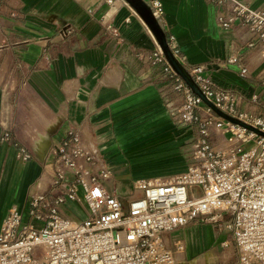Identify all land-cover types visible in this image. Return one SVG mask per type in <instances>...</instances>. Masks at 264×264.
I'll return each instance as SVG.
<instances>
[{
  "label": "crops",
  "instance_id": "obj_1",
  "mask_svg": "<svg viewBox=\"0 0 264 264\" xmlns=\"http://www.w3.org/2000/svg\"><path fill=\"white\" fill-rule=\"evenodd\" d=\"M161 1L168 38L174 36L186 67L203 66L219 86L244 96L243 109L263 113L264 58L247 46L251 31L222 26L226 4ZM245 1L264 10V0ZM158 47L123 0H0V137L9 129L33 153L23 163L17 146L0 139V228L11 207L26 211L29 193L47 184L51 149L71 127L88 123L86 133L111 170L106 184L125 203L135 180L188 169L197 127L179 121L175 79L151 57ZM234 54L249 76L227 64ZM62 213L85 216L75 202ZM221 235L213 224L196 221L166 238L173 249L183 243L175 250L179 264H212L223 258Z\"/></svg>",
  "mask_w": 264,
  "mask_h": 264
},
{
  "label": "built area",
  "instance_id": "obj_2",
  "mask_svg": "<svg viewBox=\"0 0 264 264\" xmlns=\"http://www.w3.org/2000/svg\"><path fill=\"white\" fill-rule=\"evenodd\" d=\"M146 1L162 21V1ZM212 1L227 5L222 26L247 27L252 33L247 46L264 58V10L245 0ZM168 39L182 61L174 36ZM151 57L175 79L182 97L179 121L197 127L188 169L166 179L135 180L125 203L106 184L111 170L86 133L88 123L69 128L51 149L47 184L29 193L26 211L9 209L0 228V264H179L175 250L184 245L171 248L166 234L196 221L226 233L221 246L231 249L232 264H264V135L218 115L172 69L160 47ZM227 64L250 75L237 54ZM190 71L217 107L264 132V112L243 109L240 92L219 86L203 66ZM252 101L259 105L256 95ZM0 139L17 146L21 162L33 158L11 130H3ZM68 202L77 203L84 218L65 216Z\"/></svg>",
  "mask_w": 264,
  "mask_h": 264
},
{
  "label": "water",
  "instance_id": "obj_3",
  "mask_svg": "<svg viewBox=\"0 0 264 264\" xmlns=\"http://www.w3.org/2000/svg\"><path fill=\"white\" fill-rule=\"evenodd\" d=\"M142 18L147 27L154 35L160 49L162 50L167 62L172 69L186 82L192 91L198 95L209 107H211L218 115L228 121L240 124L250 130H254L264 135V132L252 125L238 119L237 117L225 112L215 105L203 92L199 84L195 81L191 71L179 59L169 44L168 35L165 26L161 20L154 14V11L146 0H125Z\"/></svg>",
  "mask_w": 264,
  "mask_h": 264
},
{
  "label": "rangeland",
  "instance_id": "obj_4",
  "mask_svg": "<svg viewBox=\"0 0 264 264\" xmlns=\"http://www.w3.org/2000/svg\"><path fill=\"white\" fill-rule=\"evenodd\" d=\"M81 209V208H80ZM225 234L226 233H223V235H221L220 239L225 237ZM217 249L219 250V253L223 255V258H221L222 260H215V263H214V260H209V263H212V264H222L224 262H226V264H232L233 261H234V257L231 256L232 255V251L230 248H226L224 246H221L220 244H217ZM217 261V262H216Z\"/></svg>",
  "mask_w": 264,
  "mask_h": 264
}]
</instances>
